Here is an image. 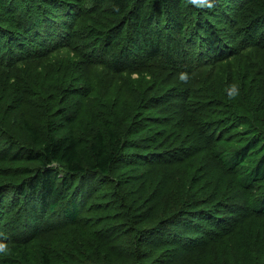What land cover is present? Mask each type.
Instances as JSON below:
<instances>
[{
    "label": "rangeland",
    "instance_id": "374dc122",
    "mask_svg": "<svg viewBox=\"0 0 264 264\" xmlns=\"http://www.w3.org/2000/svg\"><path fill=\"white\" fill-rule=\"evenodd\" d=\"M53 2L59 3L51 5ZM86 2L88 0H83L82 5ZM92 4L87 12L78 16L75 10L66 19L68 6L64 0H0V62L12 61L0 69L1 188L23 178L24 167L34 164L28 159L11 157L14 150L28 144L27 121L39 122L40 127H44L47 114L49 120L54 119L58 110L68 108L77 117H73L77 131H81L80 123L90 128L110 121L123 133L128 144L125 151L128 159L124 166L122 163L113 166L112 180L122 170L129 183L118 189L114 197L118 202L129 192L148 216L156 217L165 205L170 206V210L175 208V212L181 210L180 214H173L177 221L171 227L174 234L193 230L211 238L202 248L192 243L195 249L190 257L174 264H253L251 256L245 253L248 251L245 246L249 240H253L258 249L264 244L261 239L264 214L252 209L255 206L244 216L231 210L243 202L247 207L261 202L264 180L244 190L240 174L245 164L234 169L231 154L239 147L238 141L243 135L242 127H234L237 115L255 114L264 121V42L246 47L244 54L217 61L213 69L194 73H176L163 58L152 59V62L144 60L131 70L115 73L99 64H90L79 50L85 42H102L109 31L117 33L115 26L110 29L106 26L107 3L96 0ZM244 4L245 0H199L198 7L205 10L201 21L205 25L202 35L193 30L191 45L198 48L201 43L196 42V37L207 38L217 56H220L221 41L234 40L232 45L237 48L244 33L249 35L245 30L240 31L235 12ZM38 14H41L40 20L48 14L46 18L51 25H59L64 39L56 44L57 31L52 40V36H46L48 32L42 33L34 20ZM24 21L27 27L21 25ZM84 32L89 36H84ZM10 36L19 40L11 45L7 41ZM40 99L44 103L50 99V108L45 104L41 107ZM182 104L185 106L179 110L185 113L177 110ZM3 117L7 122L2 121ZM87 133L83 129V134ZM218 140L221 141L217 143ZM6 150L9 155L5 154ZM181 151L184 152L181 154ZM174 153L179 155H172ZM181 188L187 201L180 199ZM215 190L212 202L201 204L209 200L210 192ZM201 216H209L210 221H202ZM237 217L241 220L231 227V232L222 234L223 227ZM91 221L86 220L81 225L88 229ZM59 227L45 226L28 252L38 254L61 248L71 234L70 230L59 231ZM114 228L111 225L104 229L100 238L107 242ZM81 229L72 234H79ZM203 240L199 237L195 244ZM109 250H112L110 243L107 244ZM105 252L101 257L110 259ZM241 253L245 254L237 263L233 258ZM256 264H264V254Z\"/></svg>",
    "mask_w": 264,
    "mask_h": 264
},
{
    "label": "trees",
    "instance_id": "16d2710c",
    "mask_svg": "<svg viewBox=\"0 0 264 264\" xmlns=\"http://www.w3.org/2000/svg\"><path fill=\"white\" fill-rule=\"evenodd\" d=\"M82 1L64 0L68 6L66 19L75 10L78 16L79 13L87 12L96 0H88L85 5H82ZM104 1L108 5L106 26L109 29L115 26L117 33L110 34L109 31L102 42H85L79 50L90 64H99L98 66L115 73L131 70L144 60L152 62V59L157 58H163V62L168 61L167 66L175 69L176 73H194L213 69L217 61L230 55L244 54L246 47L264 42V0H245V4L236 9L238 22L241 24L240 31L245 30L249 35L244 33L245 36H240L242 38L237 48L232 45L234 40L221 41L220 56L215 54L212 42L207 38L196 37V42L201 43L198 48L191 45L194 43L191 37L193 30L200 31L202 35L205 25L201 22L204 20L202 15L205 10L198 7L199 0ZM54 3L59 2L51 5ZM40 16L41 14L34 16V20L40 25V31L48 32L46 36H52L51 40L57 31L58 44L59 39H64L63 31L59 25H51L46 18L49 17L48 14L41 20ZM56 17L52 14L53 19L57 20ZM21 25L27 27L28 23L24 21ZM36 35L45 36L40 33ZM46 36L44 38L47 40ZM84 36L89 34L85 33ZM17 40L19 38L10 36L7 41L13 45ZM7 62L10 64L12 61H1L0 69L5 68ZM40 100L41 107L45 104L50 108V99L48 103ZM184 106L182 104L177 110L180 111ZM55 114L54 119L49 120L48 114V120L44 117V127H40L39 122L35 124L27 121L28 144L22 149L14 150L11 157L16 160L28 159L34 164L24 167L25 176L11 183V186L1 188L2 184L0 185V264H174L178 261L183 263L187 256L190 257L195 249L192 243L198 248L206 246L211 238L207 239L205 234L193 230L185 234H174L171 231L172 225L177 223L174 220L176 216L173 215L177 212L175 208L170 210L171 207L165 205L153 217L145 214V209L139 207L140 204L129 192L123 195L121 202L114 198L118 189L129 183L126 172L122 170L112 180L113 166H118L119 163L124 166L128 159L125 154L128 144L123 133L110 121L90 128L86 123H80L81 131H77L74 116L68 108H62V111L58 110ZM2 121L7 122V119ZM234 127H242L243 135L238 141L239 147L231 154V165L237 169L245 164L240 175L242 187L247 190L250 189V184L264 180V121L255 114L251 116L242 112L237 115ZM83 129L88 133L83 134ZM0 133H3L1 124ZM128 133L130 136L131 128ZM0 139L3 141L1 136ZM250 157L255 158L251 160ZM216 191L210 192V199L201 204L211 203ZM184 195L185 193L180 199L187 201L188 198ZM251 207L264 214V196L261 202H254L250 207L243 202L231 211L240 212L244 216L245 213L252 212ZM180 212L178 210L177 213ZM201 217L202 221L209 220V216ZM91 219L88 229L85 228L86 225H81ZM239 219L237 217L226 224L222 234L231 232V227ZM187 224L192 226L189 222ZM56 225H60L59 231L70 230L71 234L63 241L61 248L30 254L28 249L40 236L43 228L46 226L52 229ZM111 225L115 228L106 238L108 241L104 242L100 235ZM77 229H81L80 233L72 234ZM199 237L204 240L195 244ZM7 238L10 241L5 242ZM261 239L264 236L261 235ZM252 242L253 240L246 242L248 251L245 253L256 264L264 254V244L258 249L257 244ZM108 243L112 250L107 251ZM104 251L105 256L110 259L101 257ZM245 253L234 256L233 259L238 263Z\"/></svg>",
    "mask_w": 264,
    "mask_h": 264
}]
</instances>
